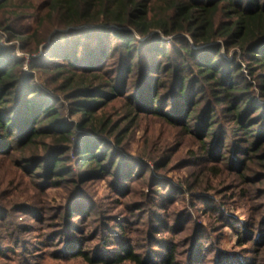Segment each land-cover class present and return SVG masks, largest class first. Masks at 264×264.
I'll return each instance as SVG.
<instances>
[{"label":"trees","instance_id":"obj_1","mask_svg":"<svg viewBox=\"0 0 264 264\" xmlns=\"http://www.w3.org/2000/svg\"><path fill=\"white\" fill-rule=\"evenodd\" d=\"M47 255L264 264V0H0V260Z\"/></svg>","mask_w":264,"mask_h":264},{"label":"rangeland","instance_id":"obj_2","mask_svg":"<svg viewBox=\"0 0 264 264\" xmlns=\"http://www.w3.org/2000/svg\"><path fill=\"white\" fill-rule=\"evenodd\" d=\"M44 80H45L44 77L39 76V81L41 83H43ZM109 112H111L110 114H114L115 116L118 115V114L112 113L114 111L111 110V109H109ZM118 112L119 111H117V113ZM144 131H145L144 126H142L141 129H138V131H135V134L127 136L126 144L128 145V148L131 151V154L133 156H136L137 154H140L147 147V144L144 141L145 140V132ZM159 145H160V143L158 144V146ZM174 160H175V163H174L175 166H178L180 164V162H182V160H183V155L182 154L177 155ZM186 173H187L186 169H183V170H180V171H173V172H170L167 177L169 179L177 182ZM87 189L90 192V194L93 196V198L98 203L102 204L103 206L111 207V209L114 208L113 207V202H112V199H114V198L112 197L111 193L109 192L108 184L106 182L102 181V182H99V183L88 185ZM49 194H50L51 199L53 200V203L55 201H57V203H59V202H61V200L63 198V191L60 192V191L52 190V191H49ZM190 202L191 201H189V200L187 201V207H189V209L191 210L193 216H195L198 221L199 220H204V217H203L204 216L203 215L204 209H203L202 205L199 204L200 207H198V209H193V208H190ZM236 216L238 218H240L241 221H245L246 218H247V212H246L245 209H238L236 211ZM235 241H236V238L234 237V235L230 231H227V233L225 234L224 239L222 240L223 247L226 248V249H231L233 247ZM44 251L52 252V249L44 248ZM0 264H17V262L11 261V260H0ZM40 264H78V263L77 262H72V261L62 262L60 260L51 259V257L47 255L45 257V259L43 261H41Z\"/></svg>","mask_w":264,"mask_h":264}]
</instances>
